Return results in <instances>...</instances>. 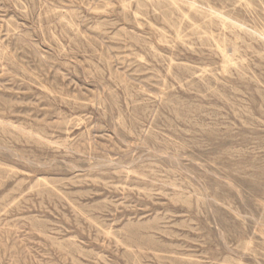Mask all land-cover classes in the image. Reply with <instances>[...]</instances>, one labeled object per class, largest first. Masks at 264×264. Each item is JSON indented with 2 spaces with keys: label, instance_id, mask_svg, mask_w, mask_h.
Returning a JSON list of instances; mask_svg holds the SVG:
<instances>
[{
  "label": "rangeland",
  "instance_id": "1",
  "mask_svg": "<svg viewBox=\"0 0 264 264\" xmlns=\"http://www.w3.org/2000/svg\"><path fill=\"white\" fill-rule=\"evenodd\" d=\"M0 264H264V0H0Z\"/></svg>",
  "mask_w": 264,
  "mask_h": 264
}]
</instances>
